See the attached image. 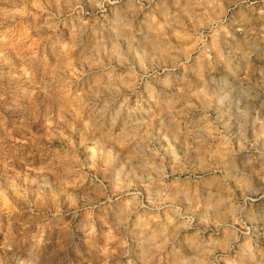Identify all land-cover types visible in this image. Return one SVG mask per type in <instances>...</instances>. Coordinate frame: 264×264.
I'll return each instance as SVG.
<instances>
[{
	"label": "clouds",
	"instance_id": "clouds-1",
	"mask_svg": "<svg viewBox=\"0 0 264 264\" xmlns=\"http://www.w3.org/2000/svg\"><path fill=\"white\" fill-rule=\"evenodd\" d=\"M259 42L264 0L6 8L0 264H16L22 247L34 255L49 229L71 231L74 221L87 264H264ZM231 43L244 60L242 94L259 106L250 124L237 105L236 134L212 91ZM9 89L26 101L16 117L6 114Z\"/></svg>",
	"mask_w": 264,
	"mask_h": 264
},
{
	"label": "rangeland",
	"instance_id": "rangeland-1",
	"mask_svg": "<svg viewBox=\"0 0 264 264\" xmlns=\"http://www.w3.org/2000/svg\"><path fill=\"white\" fill-rule=\"evenodd\" d=\"M21 0H0V24L5 21V9L13 4L20 3ZM31 9L32 3L37 0H23ZM43 2V0H41ZM251 2V0H249ZM239 20V17H236ZM260 26L259 23L256 25ZM244 37H240L243 43ZM254 61L257 66H264V42L253 44ZM244 66V60L237 43L226 44L224 46L223 57L218 59L215 64V72L219 83L212 86L213 94L216 99L222 103L218 104V113L222 125L230 130L232 134L238 132L237 120L240 117L237 114V105L245 107L250 114V124L255 123L256 113L259 106L247 102L242 94V85L240 82V69ZM7 71V69H5ZM255 79V78H254ZM261 90H264V82H261ZM9 99L6 102L12 106V111L6 113L11 117L18 116L23 111L26 101L18 92L9 89ZM264 120V111H261V117ZM259 211V209H258ZM2 239V237H0ZM188 253L187 249H184ZM88 251L81 240V233L78 230V221H74L71 231H54L49 229L45 237L43 248L39 249L34 255H29L28 249L22 247L17 253L16 264H87Z\"/></svg>",
	"mask_w": 264,
	"mask_h": 264
}]
</instances>
